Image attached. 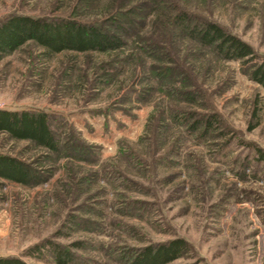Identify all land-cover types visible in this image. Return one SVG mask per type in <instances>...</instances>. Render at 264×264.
Returning a JSON list of instances; mask_svg holds the SVG:
<instances>
[{"label": "rangeland", "instance_id": "1", "mask_svg": "<svg viewBox=\"0 0 264 264\" xmlns=\"http://www.w3.org/2000/svg\"><path fill=\"white\" fill-rule=\"evenodd\" d=\"M180 11L236 36L254 60L201 47L172 26ZM12 14L121 18L111 27L127 44L48 55L28 43L0 58V110L48 114L60 147L0 134V155L41 178L0 180V257L56 264L52 243L75 264H126L181 238L192 251L174 264H264V89L251 79L264 61V1L0 0V20ZM175 113L218 122L204 136Z\"/></svg>", "mask_w": 264, "mask_h": 264}, {"label": "trees", "instance_id": "2", "mask_svg": "<svg viewBox=\"0 0 264 264\" xmlns=\"http://www.w3.org/2000/svg\"><path fill=\"white\" fill-rule=\"evenodd\" d=\"M89 1V0H86ZM264 1V0H262ZM120 16V15H119ZM108 21L84 22L73 16L69 17H33L24 14H12L0 20V58L16 52L28 43H34L48 55L63 52L72 53H110L123 49L127 42L118 35L123 32L121 26L112 29L120 19L112 17ZM187 12H178L173 17L172 26L181 28L191 40L201 47L213 48L218 55L228 61H253V49L222 27L208 21L194 23ZM112 22V23H111ZM170 73L172 70L163 69ZM251 79L264 89V61L256 64L251 72ZM192 95V94H191ZM195 102V97L189 99ZM175 113L172 121H179L188 126L190 133L204 131V136L212 132L218 122L217 115L199 118V115ZM189 118V119H187ZM191 118V119H190ZM0 134H6L18 141H28L52 152H59L57 136L53 132L50 118L44 112L4 111L0 110ZM264 162V153L258 151ZM39 174L32 167L14 157L0 155V180L22 186H36L41 183ZM56 264H75L76 257L68 247L49 243ZM46 246L33 248L41 253ZM192 251L190 244L181 238L163 243L148 244L138 248L127 257L126 264H174ZM30 253V252H29ZM32 253V252H31ZM30 253V254H31ZM0 264H27L18 257H0ZM191 264H207L197 259Z\"/></svg>", "mask_w": 264, "mask_h": 264}]
</instances>
